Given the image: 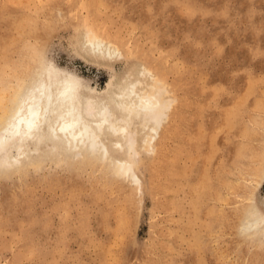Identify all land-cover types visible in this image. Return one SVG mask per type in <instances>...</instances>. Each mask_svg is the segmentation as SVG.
I'll return each instance as SVG.
<instances>
[{
	"label": "rangeland",
	"instance_id": "374dc122",
	"mask_svg": "<svg viewBox=\"0 0 264 264\" xmlns=\"http://www.w3.org/2000/svg\"><path fill=\"white\" fill-rule=\"evenodd\" d=\"M87 28L123 56L82 50ZM142 64L174 104L129 177L106 159L125 143L2 140L42 69L103 94ZM0 121V264H264V0H0Z\"/></svg>",
	"mask_w": 264,
	"mask_h": 264
},
{
	"label": "bare ground",
	"instance_id": "6f19581e",
	"mask_svg": "<svg viewBox=\"0 0 264 264\" xmlns=\"http://www.w3.org/2000/svg\"><path fill=\"white\" fill-rule=\"evenodd\" d=\"M80 36L82 50L89 53L96 50L110 62L123 56L116 43L93 28L85 29ZM59 73L63 74L44 68L24 88L11 106L10 115L2 120V140L5 136L20 134L33 136L35 142H40L49 132L55 149L69 152L92 150L95 154L108 153L106 142L110 143L112 150L115 147L121 150L125 143L128 147L125 153L129 156L118 159L115 153L106 159L116 165L121 175L129 177L134 168L138 169L139 161L135 155L142 150L155 151L153 140L167 122L174 104L169 85L143 64L124 73L119 84H110L103 94L84 93L79 77L70 72ZM134 133H142L136 147L130 139ZM4 143L5 146L7 143ZM24 153L25 150L18 149L13 161ZM133 175L134 183H138L141 191L140 178L136 172Z\"/></svg>",
	"mask_w": 264,
	"mask_h": 264
}]
</instances>
